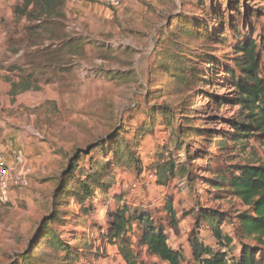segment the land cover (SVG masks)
<instances>
[{
    "label": "rangeland",
    "instance_id": "1",
    "mask_svg": "<svg viewBox=\"0 0 264 264\" xmlns=\"http://www.w3.org/2000/svg\"><path fill=\"white\" fill-rule=\"evenodd\" d=\"M21 3L0 0V154L22 153L32 172L28 188L0 202V264H24L40 224L55 211L64 224L53 228L78 259L59 263L50 246H37L34 254L48 264H126L119 244L103 242L100 232L124 206L152 211L166 227L169 245L182 249L187 260L192 233L221 248L206 224L198 231L201 208L222 215L224 233L235 236L237 217L248 207L205 180L221 165L264 164V145L256 138L245 146L219 144L232 131L230 123L241 119L227 67L234 66L235 47L246 37L264 50V0H124L117 9L100 0H66L60 26L39 37V48L33 43L38 35L15 14ZM181 20L194 26V38L176 30ZM200 27L212 40L200 39ZM43 49L57 51L52 67H44L43 57L37 67L24 58ZM207 57L216 63L206 65ZM116 148L132 162L119 166ZM79 153L90 155H81L65 188L86 182L93 161L109 173V198L97 190L102 200L86 203L87 215L75 199L60 198L70 161ZM167 165L178 175L159 186L156 174ZM118 195L125 198L115 201ZM170 201L177 230L167 213ZM224 250L234 264L240 241ZM134 251L136 264H164L145 248Z\"/></svg>",
    "mask_w": 264,
    "mask_h": 264
},
{
    "label": "trees",
    "instance_id": "2",
    "mask_svg": "<svg viewBox=\"0 0 264 264\" xmlns=\"http://www.w3.org/2000/svg\"><path fill=\"white\" fill-rule=\"evenodd\" d=\"M21 2V5L16 7L15 14L18 19L26 18L28 21L29 26L26 27V31L38 35L33 43L39 48L38 44L43 42V39L39 37H42V34L44 37L47 31L52 30L53 32L54 28L60 26L61 18L65 17L62 8L66 0H21ZM176 20H180L179 17L174 18L171 23ZM192 28L194 26L191 25V22L183 21L176 30L184 34L185 37L192 36L194 38L196 34L192 32ZM202 30L206 29L198 28L202 34L200 39L208 37L209 40H212L211 33H205ZM59 34L62 41L67 38L63 31ZM56 35L53 34V36ZM197 35L199 36V34ZM262 44H264V38L261 41ZM261 48L252 37L244 38V41L235 47L234 66L227 67L228 76L226 80L230 81L231 89L234 90V101L239 107L241 119L230 123L232 131L225 132L228 136L225 134L222 136L219 143L221 149L225 148L227 140L245 146L247 141L256 138L264 145V50L262 51ZM44 50H39L33 55L32 53L26 54L25 59L37 67L36 64H39L40 58L43 57L46 61V63H42L45 64L44 67H52L56 63L54 62V52L57 51ZM214 63L216 62L213 57L205 59L206 65H214ZM209 142H212V139ZM119 151L118 148L113 150L116 163L119 166L125 160H128L127 163L132 162V157L129 154L123 153L122 150L119 153ZM90 153H79L70 161L68 175L66 174L69 179L66 180L64 189L61 191L63 196L60 197L61 199L66 197L75 199L81 204L83 215L90 214L86 203L92 204L96 199L102 200L101 197H97V190L101 191L103 198H109V183L104 182L109 173L106 165L98 161L91 163L89 173L86 175V182L79 181L77 183L79 187L76 189L65 188L66 183L71 181L70 176L79 168L81 155L89 156ZM228 158L234 160L233 156ZM208 170L210 169L208 168ZM177 175L174 165L159 168L156 174L157 184L167 187L169 181L176 178ZM213 176V179L205 180L206 184L213 189H221L230 193L248 207V211L237 217L239 223L235 229V236L224 233L222 226L226 220L222 215L203 208L197 213L196 226L198 231L200 232L202 225L206 224L212 230V236L217 241V246L221 248L215 249L207 245L195 233H192L189 236L192 259L187 260L182 249H174L169 245V234L166 227L160 219L155 217L152 211L141 207L127 208L125 206L123 209L119 207V211L111 215L112 220L102 227L103 229L100 231L102 241L109 245L119 244L120 255L126 264H136L135 258L138 257V253H135L134 250L137 247L145 248L149 256L155 257L164 264H230L228 252L224 248L231 246L234 240H239L242 251L234 264H264V164L221 165ZM124 198L123 195H118L114 199L120 201ZM167 213L172 220L171 228L177 230L178 221L173 211L172 201L167 203ZM63 220L59 211H55L51 218L46 217L44 219L43 223L40 224L41 230L38 237L32 244V250L24 256V264H48L39 253H37L38 256L34 254L36 248L43 244H47L55 251L56 260L61 258L59 263L77 261L78 256L72 251L71 246L64 242L60 234L53 228L54 224H64ZM134 225L136 226L135 231L133 230ZM129 234L133 239L129 237ZM248 240L256 242V245L247 244L246 241ZM62 254H64L63 257H61Z\"/></svg>",
    "mask_w": 264,
    "mask_h": 264
},
{
    "label": "built area",
    "instance_id": "3",
    "mask_svg": "<svg viewBox=\"0 0 264 264\" xmlns=\"http://www.w3.org/2000/svg\"><path fill=\"white\" fill-rule=\"evenodd\" d=\"M79 3L83 0H71ZM89 1V0H88ZM101 3L114 9L120 8L124 0H100ZM8 161L4 155L0 154V202H8L14 191L25 189L31 183V168L28 166L27 159L22 153L14 154Z\"/></svg>",
    "mask_w": 264,
    "mask_h": 264
},
{
    "label": "crops",
    "instance_id": "4",
    "mask_svg": "<svg viewBox=\"0 0 264 264\" xmlns=\"http://www.w3.org/2000/svg\"><path fill=\"white\" fill-rule=\"evenodd\" d=\"M24 58H25V57H24ZM4 156H5V158H6L8 161H12V159H11L12 157H11V156H9V155H4ZM31 163H32L31 165H32L33 169L36 170V166H37V162H36V160H35V161H32ZM13 193H14V192H13ZM13 193H12V194H13ZM12 194H11V196H12Z\"/></svg>",
    "mask_w": 264,
    "mask_h": 264
}]
</instances>
